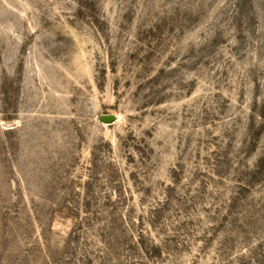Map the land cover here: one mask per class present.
I'll return each mask as SVG.
<instances>
[{"label": "rangeland", "instance_id": "374dc122", "mask_svg": "<svg viewBox=\"0 0 264 264\" xmlns=\"http://www.w3.org/2000/svg\"><path fill=\"white\" fill-rule=\"evenodd\" d=\"M0 264H264V0H0Z\"/></svg>", "mask_w": 264, "mask_h": 264}]
</instances>
